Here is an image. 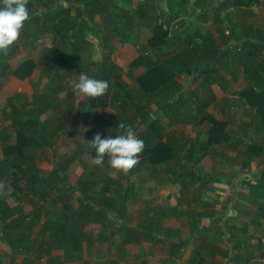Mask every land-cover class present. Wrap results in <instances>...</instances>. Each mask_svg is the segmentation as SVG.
Returning <instances> with one entry per match:
<instances>
[{
  "label": "crops",
  "instance_id": "obj_1",
  "mask_svg": "<svg viewBox=\"0 0 264 264\" xmlns=\"http://www.w3.org/2000/svg\"><path fill=\"white\" fill-rule=\"evenodd\" d=\"M45 1L35 0L28 7L39 34L35 49L27 41L25 30H20L19 38L24 39L29 51L40 53L33 57L35 60L39 61L47 48L67 50L55 24L72 22L81 25L87 36L77 44L78 52L92 55L98 62L91 66V72L111 61L123 73L117 71L116 77L110 73L117 91L110 94L107 90L91 105L89 98H81L72 90L69 70L65 77L51 80L54 93H39L44 101L39 107L41 113H35L33 106L35 114L27 120L49 119L46 132L54 141L66 139L52 146L47 138L38 139L37 134L45 132L44 123L36 132L28 129L32 136L27 145L42 149L30 159L34 169L28 172L32 177L20 176L17 171L18 186L23 189L15 195L6 194L12 191V178L3 176L7 170L1 168L12 154L1 155L0 197H7L0 203V264H264V13L255 18L254 25L237 14L238 10H255L254 0L250 5L241 0L220 3V8L227 6L225 17L217 15V0H191V6L202 7L213 17L208 19L210 23L198 22L184 13L177 20H182L177 27L187 29L179 32L178 53L189 50L194 56L189 65L177 69L168 65L175 74L168 85L179 87L177 94L172 97L156 90L141 101L127 96V89L119 94L121 85L129 84L125 78L131 77L133 69H140L136 78L147 69L137 60L142 56L139 48L148 44L153 32L150 21L139 19L134 12L140 0H119L129 11L123 20L116 14L119 10L110 7L108 11L104 3L93 0L64 2L70 8L69 15L63 16L65 20L50 12L42 16ZM147 1L149 5L159 3ZM206 30L208 38L202 34ZM103 37L110 45L103 44ZM174 43L167 45L168 52L172 53ZM197 48L209 51L210 59L202 66L198 63L204 53H196ZM163 50L164 45L150 47L147 53ZM96 54L110 57L104 61ZM221 55L224 70L216 67ZM9 63L12 74L3 83L9 86L10 106H6L5 117L7 114L14 125L9 113L11 98L30 88L24 82L32 74L48 71L38 63L34 73L18 77L13 70L19 62L15 67L11 60ZM197 66L201 69L189 72ZM58 68L65 73L63 67ZM59 83L63 86L56 91L53 86ZM186 85L188 92L184 91ZM162 88L168 89L164 84ZM61 92H66L65 112H58L50 100L51 94L60 99ZM33 93L32 88L29 96ZM167 98L174 104L167 103L171 101ZM191 98L193 102L188 100ZM121 99L124 113L117 105ZM210 116L224 124L215 132ZM120 123L132 125L144 141L137 164L127 172L112 168L108 157L97 165L91 146L97 133L119 134ZM28 125L32 127L25 122L19 128L23 131ZM7 134L6 128L0 130L3 144ZM160 143L162 147L152 149ZM15 161L14 165L24 166ZM59 165L70 167L66 168L69 173H61Z\"/></svg>",
  "mask_w": 264,
  "mask_h": 264
},
{
  "label": "trees",
  "instance_id": "obj_2",
  "mask_svg": "<svg viewBox=\"0 0 264 264\" xmlns=\"http://www.w3.org/2000/svg\"><path fill=\"white\" fill-rule=\"evenodd\" d=\"M68 0H46L44 3V9L41 12V15H47L49 12L52 13V15L56 18L60 17L65 20L67 18H63L64 15H69V7L67 5H64V2ZM122 1V0H120ZM131 1V0H127ZM191 0H167V12H163L162 8L160 9L159 3H155L152 5H149L147 0H140L139 5H137L134 8V12L138 16L139 19H150L149 9L153 8L154 11H161L158 15H155L157 17V21L151 26V30L153 32V36L149 39L148 44L152 48L161 47L162 45L166 44L168 42V34H169V27L171 23L176 22L182 14L186 13L188 10V5ZM35 0H28V7L32 3H34ZM93 2H100L101 4L104 3L106 5L105 9L110 10V7H112L113 10H119V13H116L119 15L120 19H124L123 17H129V11L124 9L120 4L119 0H93ZM253 0H241L242 4L250 5L252 4ZM208 4H204L205 7H207ZM121 12L124 13L121 14ZM33 13L30 11V15ZM39 15V14H37ZM39 15V16H41ZM111 16V15H110ZM48 18V17H47ZM54 18L51 20L52 22L56 19ZM129 18L126 20V22H129ZM36 22L33 20V18H28L24 26L22 27L23 30H25L26 39L31 44L32 49L36 48V44L39 39V34L36 28ZM58 35L60 36V40L62 41L63 47L67 49L64 51L63 49L57 47L55 49L47 48L46 50L42 51L40 60L37 61L31 56H24L22 58V53H16L15 46L16 41L13 43V45L10 46L8 51L6 53H0V76L5 75L8 70H10V63L9 60L15 55H18L20 58L19 66L13 70V73L18 77H23L31 74L35 67L38 65H45L47 66L48 74L51 76V78H62L65 77L69 71L75 72H86L91 77H98L99 79L106 80V73H109L108 71L104 70V68H99L97 72H91V66L98 64L96 60H92V55H84L80 54L78 52V49L80 48L78 45H80L81 41L87 40L86 39V32L81 29V25L77 27V25H74L72 22H68L65 25L61 24H55ZM36 28V29H35ZM34 29V30H33ZM83 31V32H82ZM76 34V35H75ZM103 44L110 45L109 39L107 37H103ZM123 41H125V38H122ZM79 43V44H78ZM61 44V43H60ZM78 44V45H77ZM105 56V55H104ZM171 57H166L165 59H159V60H146L144 56H141L137 60V64L141 63L142 65L146 66V71L139 77V83L140 86L145 89L146 92L150 93L152 90H160L162 85L164 84L165 88L168 87L170 89V85H168V82L173 79L174 73L170 72L171 67L179 68L182 65H189L192 63L191 59H193V51L187 50L184 54H176V55H170ZM89 62V63H87ZM111 63L110 69L116 70L120 72L122 69L118 68L114 63L109 61ZM169 63L171 67H168V65H165L166 63ZM189 63V64H188ZM136 64V63H135ZM63 67L65 70V73L61 74L60 68ZM201 69V67H195L190 68L189 72H197ZM181 69V68H180ZM117 72V73H118ZM112 73V71H111ZM116 77V74L114 75ZM58 86H63L62 83H59L56 88V91H59ZM177 91L179 87L177 88ZM107 92V91H106ZM126 95L130 96L132 93L130 91L126 90ZM146 93V94H148ZM107 96H105L106 98ZM173 97V96H172ZM171 98V97H170ZM102 99V98H101ZM89 100L91 104H95L97 101V98L89 97ZM96 100V101H95ZM166 100H171L167 98ZM171 105L174 104V101L171 100L170 102H167ZM89 104V103H88ZM6 117L8 115L6 114ZM12 117V116H11ZM210 120L213 122V132H215L218 128L222 127L224 125L223 123L217 121L215 118L210 116ZM30 124L27 120H24L23 117L19 116L17 117V120L15 118V125L22 126L24 123ZM23 128V127H22ZM22 130V129H21ZM5 135V132H3ZM19 139L15 146L8 147L7 154L11 155V152L18 151L20 154L23 152L24 146H26L31 138H28L27 135H25L23 132H18ZM107 136V135H103ZM163 144H159L157 147L152 148L155 150L158 147H162ZM22 151V152H21ZM160 151V149L158 150ZM93 156H95V149L93 150ZM155 156H158L157 151L155 152ZM104 161H107V156H105ZM1 168L6 169L7 171L2 172L3 176H10L12 178L11 187L12 191H7L6 194L8 195H15L18 191H21L23 188L18 186L19 184V173L17 171H13V167L10 165L2 166ZM31 173V172H30ZM23 175H26L24 171H22ZM18 178V179H17ZM5 194V195H6ZM0 197V203L6 200L7 196ZM1 205V204H0Z\"/></svg>",
  "mask_w": 264,
  "mask_h": 264
},
{
  "label": "rangeland",
  "instance_id": "obj_3",
  "mask_svg": "<svg viewBox=\"0 0 264 264\" xmlns=\"http://www.w3.org/2000/svg\"><path fill=\"white\" fill-rule=\"evenodd\" d=\"M211 1H212V3L215 2V0H211ZM229 1L230 0H217V2L214 5V6L217 5V8H216L217 9L216 10L217 11V15H219V16L222 15V17L226 16V11L225 10L227 9V6L220 8V3H223V2L225 3V2H229ZM254 4L256 5L255 10H253V8H252V10L247 12V13H243L240 10L237 11V14L239 16L247 17L248 22H252L253 25L255 23V18L257 20V16L258 15H262L264 13V0H262V2H260V0H256V1L254 0ZM224 5H226V4H224ZM159 6H160V9L162 8L163 12H167L168 8H167L165 0H159ZM258 11H259V13H258ZM153 12H155V14H159L161 11L160 12L159 11H154L153 8L149 9V14H150L149 25H153L156 22V20H157V17L154 15ZM186 16L188 18H190V16H191L192 18H195V20H198V22L202 21V22H207V23H210L211 20H208V19L213 17L210 12L204 13V10L202 9V7H198V6H195V5L191 6L190 4L188 5V10L186 12ZM205 20H208V21H205ZM181 22H182V20L170 24L169 34H168V37H169L168 38V42L166 44H164V49L165 50H163L162 53L155 54L154 53V51H155L154 49H153L154 50L153 53H151V52L147 53L148 50L150 49V46L145 44V45H141V47L139 48V51L141 52V55L146 57V58H148L149 60L150 59L151 60L152 59L153 60H159L161 58L164 59L165 57H168V56L171 57L170 55L173 56V55L179 54L178 53L179 46H178V43H176V42H179V40H177V39H178V37L180 35L179 32H181L183 30V28L177 27L176 25H177V23L179 25V23H181ZM245 22L247 23V21H245ZM250 29H251V27H249L248 30H250ZM185 30H187V29H184L183 31H185ZM208 31L209 30H206V32L202 33V34L205 33V35L207 36L206 38L209 37L208 36ZM146 39H147V37H146ZM129 40H131V39H129ZM137 40L139 42V38ZM173 40H175V43H174L175 46H174V48H171L172 53H170V52H168L170 49H168L166 47ZM217 42L219 44H221V45L223 44V42L221 43L219 38L217 39ZM16 43L17 44H16L15 48H16L17 52L22 53L21 54L22 58H24V56H26V55H28V56L31 55L32 57L40 56V53H38V51H29L27 43L24 41L23 38H19L16 41ZM116 45H118V43ZM186 45H189V44H186ZM193 45H194V43L191 42L190 46L193 47ZM27 53H29V54H27ZM168 53H170V54H168ZM196 53H204L203 55L201 54L203 56V59H202L201 62L198 63V65L202 66L204 63L209 61L210 58H207V56H210L209 55V51L197 48ZM95 56L98 57L97 59H100L101 56H102V58H104V61L109 59V57H110V55H108V54H105V56H104V54H101L100 56H97V54H96ZM223 56L224 55H221L218 58L216 67L217 68H223V70H224L225 69L224 63H222V62H224L225 60L223 59ZM211 58H213V56ZM221 59H223L222 62H221ZM10 60L13 63V67H15V65H17L18 62L20 63V58H19L18 55H15V57L11 58ZM199 60L200 59H198V61ZM110 64L111 63L109 61H107L104 64L103 68H105L106 71L109 72V73H106V80L109 83L108 91H110L109 93L111 94L112 91H113V93H115L117 91V88L112 86V82H115V79L113 78V76H111L112 73L117 74V71L116 70L114 71L113 69H110ZM166 64L169 65L168 62ZM111 71H112V73H111ZM80 73L81 72H75V70L72 71L71 77L69 78L68 81L71 83V81H73V80H78ZM121 73H123V70L121 71ZM121 73H120V81H121V83H123V80L121 79ZM11 74H12V70L11 71L9 70L8 74L0 76V130L3 129V128H6V131L8 132L7 140L4 142V144L2 142H0V144L4 145L3 149H2V153H1V148H0V158H1V155L3 153L8 152V150H6V146H14L15 145L16 141H18V139H19L18 131L19 130L21 131V129L19 128V125H15V123L13 125L11 120L9 118L5 117V111L9 110V107L6 108V106H10V105H7V96H8V93H9L8 92L9 86L7 87V85H4L3 83H4V80H5V77L11 76ZM139 74H140V69H138V70L133 69L132 70V75H131V73L129 74V75H131L132 78L130 76H129L130 78L129 77L125 78V80L129 84H122L121 87L123 85H125V88L122 89L120 87V90H122V91H119V94H123V91H125L127 89L128 91H130L132 93L131 96L136 97V98H138L139 101H141L142 98L148 92H146L145 89H143L140 86L139 78L138 77L136 78V76H138ZM52 79L53 78H51V76L48 73H45V72H43V73L42 72H37V73L35 72L34 75L32 74L30 77H28V79L26 80L27 82H24V83H25V86H29L30 88L29 89H24V91H22L20 95L17 94L13 98H11V102L12 103H11V108H10L9 113H11V116H12L11 118H13L12 121L13 120L15 121V118L17 120V117H19L20 115H22L23 119H25V120H27L28 117L31 116V114H33L34 112L38 113L40 115L41 112L39 111V107H42V103H44V101H42V98L40 97L41 95H39V93H41L42 91L44 93H48V92H50V93L53 92L54 93V91L52 90V86H51L52 85L51 84L52 83L51 82ZM185 79H187V78H185ZM53 87H55V86H53ZM32 88L35 91V93H33L32 96H29V92L31 91ZM188 88L189 87L186 85L184 91L188 92L190 90V88L189 89ZM161 89H163V90H161ZM161 89H160L159 92H157L158 94H161L162 91H164V95L174 96V95L177 94L176 87H172V88L166 89V90H164V88L161 87ZM64 91H66V90H64ZM154 92H155V90H152L150 93H154ZM201 92L202 91L200 90L199 93H201ZM65 94H66V92L65 93L61 92V94H59V95H61L60 97L64 99V95ZM43 95H45V94H43ZM247 97H248L249 101L253 102L251 100L253 98H250L251 96H247ZM61 98L59 99V98H57V96L55 94H51V96H50V100H52L51 104H52L53 108H55V109L58 108V112L59 111L65 112L68 109V107L66 105L67 101H66V99L62 100ZM48 100H49V98H48ZM188 100L190 102L194 101L192 98H191V100L190 99H188ZM102 101H104V99H102ZM127 101H128V103L131 102L130 99L127 100ZM255 103H256L255 105L259 104V102H257V101H255ZM87 105H86V107H87ZM89 105H91V102H89ZM117 105L120 106L119 108L121 110V113H124V110H125V108H123L124 107L123 105H125L124 100L121 99L120 102ZM32 107L34 109L33 113H32V109H31ZM130 107L133 110V107L132 106H130ZM237 108H239V109H247L245 107L241 108V106H239ZM182 116L183 115H181L179 117L182 118ZM48 120L49 119H45L44 117H41V119L33 117L32 121L31 120H27L31 124L32 127H30L28 125L27 129H26L25 128L26 124H25V126H23V129L24 128L25 129L23 131H21V132H23L25 135H27L30 138V136H32V133H30V130H28V129L32 128V129H34V132H36V131H38L39 126H41V124L44 123L45 127H46L45 128V132L42 130L39 134H37L38 137H39L38 138L39 141L40 140L42 141L45 138H47L48 141H49V144H51L52 146L54 145V146L57 147V141L58 140L60 141V140L66 139V138L65 137H63L61 139L56 138L55 141H54L53 138L49 135V133L46 132V130L50 127V122H49L50 120L49 121ZM28 145H30V142L28 143ZM28 145L24 146L23 152L21 151L22 154H20L18 151L11 152L12 155L7 157L8 160H5V162H6V164L12 166L14 171H19L20 172V176L23 175L22 171H24L27 176L32 177L31 176L32 174L30 172H28V171H32V169H34V166H32L30 164V162L32 161L30 159L34 158L35 153L36 154L39 153L41 151L40 149H42V148L40 147V148H36V149L35 148L31 149ZM57 150H59V149H57ZM44 151H46V150H43V152ZM24 155H26L29 158H26ZM15 159L18 161V163H23L25 167L22 166V165H19V166L14 165L12 162H16ZM66 168L68 170H70V167H68V166L59 165V167H58V169H60V172L63 173V174L64 173H69V172L66 171Z\"/></svg>",
  "mask_w": 264,
  "mask_h": 264
},
{
  "label": "clouds",
  "instance_id": "obj_4",
  "mask_svg": "<svg viewBox=\"0 0 264 264\" xmlns=\"http://www.w3.org/2000/svg\"><path fill=\"white\" fill-rule=\"evenodd\" d=\"M29 16L28 0H0V53H6L18 40L20 30ZM71 87L76 95L87 99L105 94L109 83L81 72L78 80L71 81ZM119 129L122 131L116 135H95L91 141V146L95 149L93 159L100 165L107 156L112 168L127 172L137 164L139 154L144 149V141L136 135L132 125L120 123Z\"/></svg>",
  "mask_w": 264,
  "mask_h": 264
},
{
  "label": "water",
  "instance_id": "obj_5",
  "mask_svg": "<svg viewBox=\"0 0 264 264\" xmlns=\"http://www.w3.org/2000/svg\"><path fill=\"white\" fill-rule=\"evenodd\" d=\"M195 75L193 74L192 77H194Z\"/></svg>",
  "mask_w": 264,
  "mask_h": 264
}]
</instances>
